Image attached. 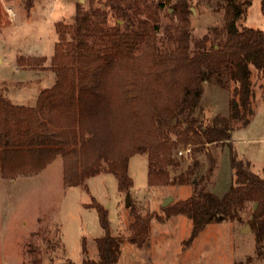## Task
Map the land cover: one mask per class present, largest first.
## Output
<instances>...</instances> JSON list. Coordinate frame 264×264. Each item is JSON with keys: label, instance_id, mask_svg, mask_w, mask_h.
Masks as SVG:
<instances>
[{"label": "trees", "instance_id": "1", "mask_svg": "<svg viewBox=\"0 0 264 264\" xmlns=\"http://www.w3.org/2000/svg\"><path fill=\"white\" fill-rule=\"evenodd\" d=\"M252 1L217 0L223 22L199 39L190 26L194 0L78 2L71 24L55 23L49 67L54 85L40 91L35 106L15 105L0 95L1 177L37 174L57 154L72 150L83 166L64 173L69 186H85L91 177L110 173L118 193L126 194L133 187L129 159L146 154L149 187L183 185L191 176L194 193L162 207L168 217L189 220L187 242L207 224L237 221L249 225L254 256L264 261V176L238 157L231 140L234 126L248 124L253 112L252 70L264 78V32L237 26ZM259 2L264 14V0ZM25 61L39 69L44 58ZM207 82L231 85L232 96L229 116L203 126L194 113ZM52 113L66 127L53 125ZM204 145L228 151L232 182L221 197L199 187L192 170L170 177L179 148L197 151ZM85 207L95 208L104 234L95 239L97 259L84 258L82 264H116L122 243L110 233L107 211L95 200ZM130 211L128 240L140 245L152 217L140 216L133 206Z\"/></svg>", "mask_w": 264, "mask_h": 264}, {"label": "rangeland", "instance_id": "2", "mask_svg": "<svg viewBox=\"0 0 264 264\" xmlns=\"http://www.w3.org/2000/svg\"><path fill=\"white\" fill-rule=\"evenodd\" d=\"M86 1L0 0L1 96L15 105L35 106L40 91L54 85L49 67L57 40L55 23L71 24L75 5ZM251 4L237 26L262 30L264 14L259 0ZM190 13L194 39L223 22L222 2L217 0H194ZM163 22L168 20L163 17ZM39 57L44 58L39 69L25 61ZM251 77L253 112L248 124L234 126L231 140L238 157L249 160L252 172L264 176V78L255 70ZM231 89V85L223 88L214 82L203 83L199 109L194 113L201 125L229 116ZM51 115L53 125L60 122L66 127L57 114ZM201 149L186 152L179 148L181 154L175 156L178 166L170 170V177L177 179L192 170L199 187L221 197L232 182L227 148L204 145ZM80 162L71 150L65 156L57 154L37 174L0 175V264H82L84 258L97 259L95 239L104 232L95 208L85 207L93 200L107 211L111 235L121 240L116 264H264L254 256L253 234L237 221L207 224L187 242L192 227L189 220L183 215L166 216L162 205L169 198L172 200L165 207L189 198L194 193L191 176L183 185L149 187L146 154L132 156L128 174L133 187L126 206V194L118 193L116 178L110 173L91 177L85 186H69L64 173L79 170ZM130 206L140 216L152 217L140 245L128 240L133 235ZM249 257L251 262H247Z\"/></svg>", "mask_w": 264, "mask_h": 264}, {"label": "water", "instance_id": "3", "mask_svg": "<svg viewBox=\"0 0 264 264\" xmlns=\"http://www.w3.org/2000/svg\"><path fill=\"white\" fill-rule=\"evenodd\" d=\"M129 196H130V194H129V193H126V197H125V205H126V206L129 204ZM171 200H172L171 198L167 199V200L163 203L162 207H165V206L167 205V203H169ZM245 230H250L249 225H245V229H244V231H245Z\"/></svg>", "mask_w": 264, "mask_h": 264}, {"label": "crops", "instance_id": "4", "mask_svg": "<svg viewBox=\"0 0 264 264\" xmlns=\"http://www.w3.org/2000/svg\"><path fill=\"white\" fill-rule=\"evenodd\" d=\"M252 3V2H251ZM259 4H260V2H259ZM252 6V4H250V6L246 9V13H245V15L246 14H248L249 13V9H250V7ZM260 28H262V30L261 29H259V28H254V29H259V30H261V31H263L264 32V25L263 26H259Z\"/></svg>", "mask_w": 264, "mask_h": 264}, {"label": "built area", "instance_id": "5", "mask_svg": "<svg viewBox=\"0 0 264 264\" xmlns=\"http://www.w3.org/2000/svg\"><path fill=\"white\" fill-rule=\"evenodd\" d=\"M188 151H189V149L186 150V152H188ZM179 154H181V152H179Z\"/></svg>", "mask_w": 264, "mask_h": 264}]
</instances>
